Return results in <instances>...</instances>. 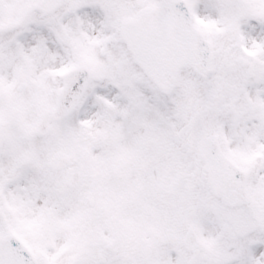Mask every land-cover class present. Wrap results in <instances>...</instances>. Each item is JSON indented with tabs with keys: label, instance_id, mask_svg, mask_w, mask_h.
<instances>
[{
	"label": "snow or ice",
	"instance_id": "1",
	"mask_svg": "<svg viewBox=\"0 0 264 264\" xmlns=\"http://www.w3.org/2000/svg\"><path fill=\"white\" fill-rule=\"evenodd\" d=\"M0 264H264V0H0Z\"/></svg>",
	"mask_w": 264,
	"mask_h": 264
}]
</instances>
